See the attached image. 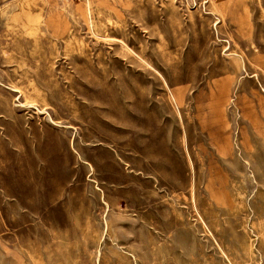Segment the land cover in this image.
<instances>
[{"label": "rangeland", "instance_id": "obj_1", "mask_svg": "<svg viewBox=\"0 0 264 264\" xmlns=\"http://www.w3.org/2000/svg\"><path fill=\"white\" fill-rule=\"evenodd\" d=\"M0 264H264V0H0Z\"/></svg>", "mask_w": 264, "mask_h": 264}]
</instances>
